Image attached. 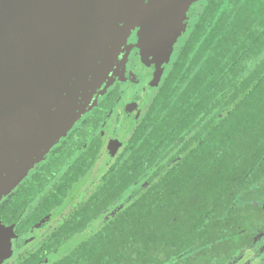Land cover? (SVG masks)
Listing matches in <instances>:
<instances>
[{
  "label": "trees",
  "instance_id": "1",
  "mask_svg": "<svg viewBox=\"0 0 264 264\" xmlns=\"http://www.w3.org/2000/svg\"><path fill=\"white\" fill-rule=\"evenodd\" d=\"M126 147L89 202H125L132 194L127 202L134 205L56 264H132L134 251L136 264H146L176 229L179 240L198 234L201 248L219 247L229 219L222 202H264V0H207ZM51 176L36 172L1 203L0 217L16 223L19 207L33 202ZM71 187L63 181L43 202L60 205ZM151 202L201 205L183 231ZM46 213L39 208L35 216ZM75 224L63 233L75 236Z\"/></svg>",
  "mask_w": 264,
  "mask_h": 264
},
{
  "label": "water",
  "instance_id": "2",
  "mask_svg": "<svg viewBox=\"0 0 264 264\" xmlns=\"http://www.w3.org/2000/svg\"><path fill=\"white\" fill-rule=\"evenodd\" d=\"M143 1L0 0V204L97 105L89 103L126 44ZM196 1L144 5L139 46L147 66L169 62ZM113 83L110 78L104 92ZM14 237L13 227L0 221V264L12 256Z\"/></svg>",
  "mask_w": 264,
  "mask_h": 264
},
{
  "label": "flooded vegetation",
  "instance_id": "3",
  "mask_svg": "<svg viewBox=\"0 0 264 264\" xmlns=\"http://www.w3.org/2000/svg\"><path fill=\"white\" fill-rule=\"evenodd\" d=\"M192 14L193 9L189 11V15ZM193 28H190L191 30L188 29L187 32H190L185 33L187 36L185 37L184 35L180 39L182 47L187 42ZM140 32L141 28L133 31L134 34L130 38V44L133 42L132 45H137ZM133 48L132 52L138 55L137 49ZM131 58L133 59L134 55ZM176 59H173V63ZM173 63H170L167 70L166 64L153 69L143 62V58L140 55L136 57V60L129 59L127 66L129 73H127L126 77H119L114 81L97 99V105L74 125L66 137L55 145L41 164L30 171V174L20 183L16 190L35 176L36 172L41 177H44L48 169L53 176H51L50 182L42 187L33 202L29 203L25 208L22 205L19 207L20 215L16 223L8 224L6 219L0 217L2 225L13 227L15 234L12 239V256L3 264H56L59 259L75 250L81 243L96 237L106 229L107 225L118 221V215L127 207L134 205L135 202H127L131 200L132 194L127 195L125 202L89 201L101 190L105 179L115 169L116 163L127 148V144H125L124 148L121 149L122 151L118 154L108 155L110 154V142L117 140L119 145L120 143L124 144V135L129 130L130 123L140 119L143 112V104L147 100L149 93L154 89L155 82L158 81L165 69L162 87ZM120 72L122 73L121 70ZM154 78L156 79L155 82ZM141 84H143L142 91L137 95L129 109L122 108L124 109L122 117L117 119L118 124L113 131L114 134L111 133L110 122L113 115L120 110V101L125 95L124 91L128 87L132 90ZM151 104L148 110L151 108ZM148 110L133 130L132 135L140 128ZM122 124H124L122 127L123 134L115 136V131L117 132ZM106 156H115V160L102 173L100 180L86 199L83 202H69L76 191L92 177L93 172ZM88 163L91 164L90 167ZM78 164L80 166L76 167ZM167 166H169V163H167ZM99 167L102 171L103 166ZM81 169H83L82 172H80ZM63 181H70L72 184L67 194L62 195L63 202H59L61 203L60 205L57 202H43L48 194V197L56 194L55 187ZM150 204L160 206V213H164L163 219L181 227L183 231L184 222L190 221L191 216L199 212L198 209L201 205L200 202H151ZM222 205L226 206L224 212L229 215V219L226 224L225 238L220 241L219 247H217V242H207L208 246L201 248L198 234L189 238V240H192L190 242L184 239L179 240L184 236L182 232L177 233L176 229L174 233L169 234L173 239L165 241L159 251H152L151 253L154 257L145 259L146 264H155L151 262L152 260H157L161 264H264V202H222ZM69 206L73 210L68 214L64 222L52 228L51 225L54 223L57 214ZM39 208H42L44 212L48 211V213L36 217L35 215ZM170 211H175V213L170 215ZM150 212L154 213V211ZM77 220L81 223V231L76 232L75 236H68L70 235L68 233L64 234L63 228L65 225H67V230L69 231L76 230L75 221ZM20 230L22 231L20 232ZM133 230L135 232V229ZM37 232H42L43 235L38 244L37 235L35 236ZM57 239L68 241L66 245L63 243L62 245H57L55 243ZM175 240L179 241L175 243ZM32 243H36L37 246L29 248ZM71 244L73 246H69ZM43 257L46 258L42 259ZM136 262V251H134L132 252V264H136Z\"/></svg>",
  "mask_w": 264,
  "mask_h": 264
},
{
  "label": "rangeland",
  "instance_id": "4",
  "mask_svg": "<svg viewBox=\"0 0 264 264\" xmlns=\"http://www.w3.org/2000/svg\"><path fill=\"white\" fill-rule=\"evenodd\" d=\"M206 2H207V0H198V1H196V2H194V3H192L190 5L189 11L191 9H193V14L192 15H189V11L187 12L186 19L184 20V24H183L184 25V31L179 36V38L176 39L175 42H174L173 50H172V53H171V56H170V60H169L168 63H165L166 64V70H167V67L170 65V63H173V61H174L173 59H176L177 54H178V52L180 51V49L182 47V41L180 39L185 35V33L187 32L188 29L193 28V26L197 22V20L199 18V15H200V13L202 11V8L206 4ZM148 3H149V0H144L143 1L142 8L140 9V11L142 10V13L140 15L138 14L139 16L138 15L136 16V18L134 20V24H133L132 29H131V32L127 36L126 44L123 46V48L120 51V54L118 55V57H116V60L112 64L111 69L109 71V74L106 77L104 83L101 85V87H99L97 89V91L93 95V97L91 99V102L89 103L90 104V107L94 106V104L97 103V99L101 96V94H103V92H104L103 90L107 86L108 81H110V78L114 82L119 77L120 78L126 77L127 73H129V70H127V66H128L129 59L130 60H136V57H139V55H140L141 58H143L144 55H142V50H141V48L139 46V43L142 40V35H141L142 34V28H144V26H145L144 20L142 19V17H143L142 14H143V12H145V14L147 13V9L146 8H143V7H144V5H148ZM144 18H146L147 20H151V21H154L155 20V17L153 18L154 20H152L151 19V16L148 17V15H145ZM139 28H141V32H140V36H139V42H137V45L135 46V45H132L133 42L130 44V38L134 34L133 31H135V30H137ZM188 32H190V31H188ZM186 36L187 35H185V37ZM133 47H135L137 49L138 55L137 54H134L132 52V50L134 49ZM132 55H134V58L133 59L131 58ZM146 58L148 60H150V61L153 60L152 59L153 57L151 55H146L145 59ZM148 67H150V66H148ZM120 70L122 71V73L120 72ZM164 72H165V69H164ZM164 72L162 73L161 77L158 79L157 82H155L156 79L154 78V82H155L154 89L149 93V95L147 97V100L143 104V112L141 114L140 119L137 120L136 122L134 121V122H131L130 123V128L125 133V135H124V141H125L124 144H121L120 143V145H119L118 144L119 141H117V140H114V141L110 142V144H109L110 154H108V155H111V154L116 155V154H118L119 152L122 151L121 149L124 148L125 144H127L128 140L130 139V137H131V135L133 133V130L136 128V126L138 125V123L141 121V119L143 118V116L147 112L149 105L151 104V102L154 99L155 95L157 94L159 88L161 87V84L163 82ZM142 89H143V84H141L139 87L137 86V87L133 88L132 90L128 87L127 90L124 91V94L125 95H124V97L121 98V101H120V110L113 115V117L111 119V122H110L111 123V130H112L111 133H113L115 127L118 124L117 123V119L119 117H122V111L124 110L122 108L124 107V108H128L129 109L130 106H131V104H133L134 101H135V99L137 98V95L140 94V92L142 91ZM88 108H87V111L81 116V118H83L88 112H90V108L89 109ZM123 125L124 124L120 125V128H119V130L117 132L115 131V133H116L115 136H118L119 134H123V128H122ZM55 145H54V147H55ZM51 150L49 151V153L51 152ZM46 156L42 160H40V162L38 164L35 165V167L33 168V170L36 168V166H38L39 164H41L45 160ZM114 160H115V156H112V157L111 156L110 157H107L106 156V158L103 160V162L101 164H99V166H103V170L101 171V168L99 166H97V169L93 172L92 177L83 186H81L76 191V193L71 197V199L69 200V202H83L86 199V197L88 196V194H90V192L92 191V189L94 188V186L96 185V183H98V181L100 180V177H101L102 173H104L113 164ZM29 174H30V172H29ZM5 199L6 198H4L3 201ZM72 210H73V208H71V206L66 207L65 209L61 210L59 212V214H57V216L55 217V221L51 225V227L52 228L53 227H57L60 224H62L64 222V220L66 219V217L68 216V214ZM35 236L38 239V241H37V244H38V242L40 241V239L43 238L42 232H37L35 234ZM36 246H37L36 243H32L29 248H34ZM69 246H73V244H71Z\"/></svg>",
  "mask_w": 264,
  "mask_h": 264
}]
</instances>
